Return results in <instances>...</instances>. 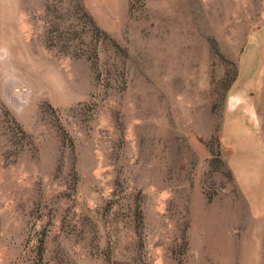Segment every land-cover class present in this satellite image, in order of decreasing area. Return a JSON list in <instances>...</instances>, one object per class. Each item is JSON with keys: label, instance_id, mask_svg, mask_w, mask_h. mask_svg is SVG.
Instances as JSON below:
<instances>
[{"label": "rangeland", "instance_id": "rangeland-1", "mask_svg": "<svg viewBox=\"0 0 264 264\" xmlns=\"http://www.w3.org/2000/svg\"><path fill=\"white\" fill-rule=\"evenodd\" d=\"M0 264H264V0H0Z\"/></svg>", "mask_w": 264, "mask_h": 264}]
</instances>
